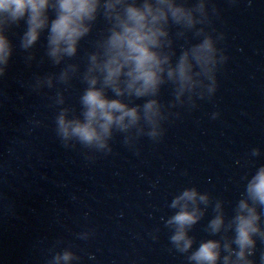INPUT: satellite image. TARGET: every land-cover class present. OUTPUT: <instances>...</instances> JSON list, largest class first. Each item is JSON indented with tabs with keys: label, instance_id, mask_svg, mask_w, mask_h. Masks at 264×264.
I'll use <instances>...</instances> for the list:
<instances>
[{
	"label": "water",
	"instance_id": "water-1",
	"mask_svg": "<svg viewBox=\"0 0 264 264\" xmlns=\"http://www.w3.org/2000/svg\"><path fill=\"white\" fill-rule=\"evenodd\" d=\"M214 2L212 26L225 34L219 46L228 57L216 93L177 100L166 83L158 134L114 130L103 149L64 140L56 126L63 108L79 111L85 87L60 79L64 65L83 67L103 18L61 64L48 56L43 35L25 46L26 25L9 22L12 55L0 66V264H53L65 250L78 257L73 264H194L200 241L231 237L211 235L208 223L217 204L226 221L233 215L246 178L264 166V0ZM173 40L179 50L192 35ZM189 188L208 202L189 232L196 243L183 252L168 220L175 196ZM257 211L264 231V208ZM255 240L248 258L264 264V236Z\"/></svg>",
	"mask_w": 264,
	"mask_h": 264
},
{
	"label": "clouds",
	"instance_id": "clouds-1",
	"mask_svg": "<svg viewBox=\"0 0 264 264\" xmlns=\"http://www.w3.org/2000/svg\"><path fill=\"white\" fill-rule=\"evenodd\" d=\"M218 15L214 0H0V66L12 55L6 34L9 22H24L25 46L37 44L43 35L48 56L61 64L77 56L81 41L102 17L105 28L86 63L83 67L65 63L61 72L60 79L78 78L85 87L78 97L79 111L63 108L56 126L64 140L103 149L114 130L148 128L149 135L158 134L163 119L158 95L166 83L177 100L216 93L217 73L228 59L219 46L225 34L212 26ZM189 33L192 40L177 50L173 35ZM207 202L208 196L195 188L183 190L172 201L176 211L168 220L174 228L170 239L179 250L193 249L196 241L189 232L204 215L199 204ZM257 206L264 208V166L246 178L244 196L227 221L221 206L215 207L208 223L210 234L231 232V237L200 241L190 261L253 264L248 257L255 237L264 236ZM77 259L65 250L53 258V264H73Z\"/></svg>",
	"mask_w": 264,
	"mask_h": 264
}]
</instances>
